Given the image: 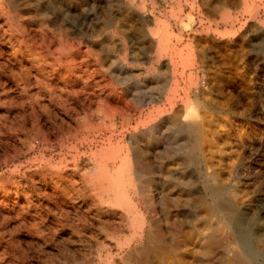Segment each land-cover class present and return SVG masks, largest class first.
Returning <instances> with one entry per match:
<instances>
[{
    "label": "rangeland",
    "instance_id": "1",
    "mask_svg": "<svg viewBox=\"0 0 264 264\" xmlns=\"http://www.w3.org/2000/svg\"><path fill=\"white\" fill-rule=\"evenodd\" d=\"M236 224L264 264V0H0V264H240Z\"/></svg>",
    "mask_w": 264,
    "mask_h": 264
},
{
    "label": "bare ground",
    "instance_id": "2",
    "mask_svg": "<svg viewBox=\"0 0 264 264\" xmlns=\"http://www.w3.org/2000/svg\"><path fill=\"white\" fill-rule=\"evenodd\" d=\"M215 40V39H214ZM160 76V75H159ZM166 77V76H165ZM141 81V80H140ZM166 81V80H165ZM147 87V86H146ZM165 87V86H164ZM163 87V88H164ZM205 90V89H204ZM162 91V90H161ZM164 91V90H163ZM151 93V92H150ZM202 93V92H201ZM161 94V93H160ZM199 94H200V91H199ZM156 95V94H155ZM201 95V94H200ZM152 97V96H151ZM157 97V96H156ZM149 98V97H148ZM147 98V99H148ZM153 98V97H152ZM155 98V97H154ZM160 98V97H159ZM151 100V99H150ZM154 100V99H153ZM149 102H151V101H149ZM148 102V103H149ZM178 116V115H177ZM176 122V121H175ZM182 125V124H181ZM190 125H192V124H190ZM189 125V126H190ZM197 125V124H196ZM178 126H180V125H178ZM196 127H198V126H196ZM172 128V127H171ZM149 130L147 131V132H144V136L146 137V139H148V140H150V139H152L153 138V136H154V134L156 133V132H158V127L157 126H153V127H151V128H148ZM195 129V128H194ZM197 129V128H196ZM173 130H175V129H173ZM172 130V131H173ZM188 130L190 131V128H188ZM202 130V129H201ZM169 131H171V130H169ZM198 131V130H197ZM166 133V132H165ZM174 133V132H173ZM180 133V132H179ZM195 133V132H194ZM189 134V133H188ZM192 135V134H191ZM164 136V135H163ZM172 136V135H171ZM181 136V135H180ZM189 136H190V134H189ZM195 136V135H194ZM193 136V137H194ZM195 138V137H194ZM199 138V137H198ZM201 138H203V137H201ZM189 139H190V137H189ZM192 140V139H191ZM185 141V140H184ZM203 141V140H202ZM134 143H135V145H137L138 143H137V141L136 140H134L133 141ZM188 142V141H187ZM175 143V142H174ZM185 143V142H184ZM193 143V142H192ZM186 144V143H185ZM184 144V145H185ZM176 145V144H175ZM180 145V144H179ZM192 145V144H191ZM187 146V145H186ZM179 147V146H178ZM185 147V146H184ZM183 147V148H184ZM200 147V146H199ZM182 148V149H183ZM201 149V148H200ZM185 150V149H184ZM183 150V151H184ZM174 152V151H173ZM190 152V151H189ZM175 153V152H174ZM180 154V153H179ZM184 154V153H183ZM138 167V166H137ZM136 169H138V168H136ZM140 169V168H139ZM142 171V170H141ZM140 172V171H139ZM216 172V171H215ZM148 176V175H147ZM207 176V181L208 182H213V181H215L216 179H217V176L218 175H216L215 173H210V174H207L206 175ZM143 177V176H142ZM176 178V177H175ZM184 179H186V178H184ZM163 181V180H162ZM174 181H176V180H174ZM221 181H222V179H221ZM176 184V183H175ZM178 184V183H177ZM187 185V184H186ZM216 185V184H215ZM212 187V186H211ZM175 188V187H174ZM229 188V187H228ZM136 189V188H135ZM182 189V188H181ZM187 189V188H186ZM230 190H231V188H230ZM136 191V190H135ZM182 191V190H181ZM222 191V190H221ZM226 191V190H225ZM207 192V191H206ZM210 192V191H209ZM130 193V192H129ZM132 193H133V191H132ZM240 193V192H239ZM127 194V193H126ZM137 195V194H136ZM139 195V194H138ZM172 195V194H171ZM235 195H237V194H235ZM131 196H133V195H131ZM177 196V195H176ZM179 196V195H178ZM138 197V196H137ZM139 198V197H138ZM184 198V197H183ZM185 198H187L186 196H185ZM225 198V197H224ZM246 198V197H245ZM132 199V198H131ZM187 199H189V198H187ZM192 199V198H191ZM190 199V200H191ZM229 199H230V197H229ZM183 200V199H182ZM239 200V199H238ZM247 200V199H246ZM245 200V201H246ZM236 201H237V198H236ZM240 202V201H239ZM249 202V201H248ZM253 202V201H252ZM180 204V203H179ZM201 204V203H200ZM144 205V204H143ZM175 205V204H174ZM236 205V204H235ZM241 205V204H240ZM239 205V206H240ZM243 205H245V204H243ZM119 206V205H118ZM138 206V205H137ZM142 206V205H141ZM160 206V205H159ZM185 206V205H184ZM174 207V206H173ZM201 207V206H200ZM218 207V206H217ZM94 208V207H93ZM112 208V207H111ZM178 208V207H177ZM185 208V207H184ZM203 208V207H202ZM245 208V207H244ZM251 208V207H250ZM262 208V207H261ZM115 209V208H114ZM247 209V208H246ZM246 209H244V210H246ZM249 209V208H248ZM129 210H131V209H129ZM133 210V209H132ZM131 210V211H132ZM143 210V209H142ZM250 210V209H249ZM263 210V209H262ZM97 211V210H96ZM126 211V210H125ZM107 212V211H106ZM115 212V211H114ZM144 212H146V211H144ZM143 212V213H144ZM208 212V211H207ZM249 212H251V211H249ZM142 213V212H141ZM142 213V214H143ZM221 213V212H220ZM98 214V213H97ZM132 214H133V212H132ZM131 214V215H132ZM206 214V213H205ZM232 214V213H231ZM239 214H240V212H239ZM198 215V214H197ZM248 215H249V213H248ZM182 216V215H181ZM196 216V215H195ZM204 216V215H203ZM212 216V215H211ZM210 216V217H211ZM223 216V215H222ZM244 216V215H243ZM129 217V216H128ZM144 217H146V216H144ZM175 217V216H174ZM179 218H180V216H178ZM244 217H246V216H244ZM149 218V217H148ZM182 218V217H181ZM209 218V217H208ZM214 218V217H213ZM247 218V217H246ZM126 219H127V217H126ZM194 219V218H193ZM212 219V218H211ZM220 219V218H219ZM132 220V219H131ZM177 220V219H176ZM180 220V219H179ZM201 220V219H200ZM225 220H228V219H226L225 218ZM232 220H234L235 221V219H234V217L232 218ZM106 221V220H105ZM127 221V220H126ZM136 221V220H135ZM151 221V220H150ZM168 221H170V220H168ZM130 222V221H129ZM145 222H147V220L145 221ZM193 222H194V220H193ZM222 222V221H221ZM227 222V221H226ZM133 223V222H132ZM130 224V223H129ZM226 224V223H225ZM142 225V224H141ZM153 225V224H152ZM172 225H173V223H172ZM209 225V224H208ZM234 225V224H233ZM143 226V225H142ZM229 226V225H228ZM129 227V226H128ZM196 227V226H195ZM194 227V228H195ZM206 227H208V226H206ZM218 227V226H217ZM230 227H231V224H230ZM233 227V226H232ZM103 228V227H102ZM150 228V230H151V227H149ZM212 228V227H211ZM234 229V237H235V244H236V246H237V250H229V253H233V256H234V258L237 260V261H239V263L240 264H251L250 263V257L252 256V254L254 253V251H253V249H252V243H251V239H250V236H249V233H248V230L247 229H245V228H243V227H241L240 225H238V224H236L234 227H233ZM91 229V228H90ZM138 229V228H137ZM137 229H135V230H137ZM148 229V228H147ZM185 229V228H184ZM188 229H190V228H188ZM200 229H202V228H200ZM210 229V228H209ZM209 229L207 230V232L209 231ZM213 229V228H212ZM215 229V228H214ZM213 229V230H214ZM103 230V229H102ZM124 230H125V228H124ZM141 230V229H140ZM168 230V229H167ZM174 230V229H173ZM192 230V229H191ZM193 230H195V229H193ZM197 230V229H196ZM203 230H205V229H203ZM216 230H218V229H216ZM220 230V229H219ZM218 230V231H219ZM223 230V229H222ZM225 230V229H224ZM103 231H105V230H103ZM102 231V232H103ZM107 231V230H106ZM123 231V230H122ZM147 231V230H146ZM227 231V230H226ZM231 231H232V229H231ZM116 232V231H115ZM128 232V231H127ZM130 232V231H129ZM139 232V231H138ZM142 232V231H141ZM141 232H139V233H141ZM162 232V231H161ZM198 232H200V231H198ZM96 233H98V232H96ZM105 233V232H104ZM103 233V234H104ZM109 233V232H108ZM119 233H120V231H119ZM147 233V232H146ZM197 233V232H196ZM202 233V232H201ZM102 234V235H103ZM122 234V233H121ZM125 234H126V232H125ZM136 234V233H135ZM171 234H172V232H171ZM175 234V233H174ZM200 234V233H199ZM206 233H202V235H200V237H199V242H200V244L202 245L204 242H205V240H206V235H205ZM228 234V233H227ZM233 234V233H232ZM96 235V234H95ZM107 235H109V234H107ZM119 235V234H118ZM139 235V234H138ZM152 235V234H151ZM151 235H150V237H151ZM167 235V234H166ZM210 235V234H209ZM101 236V235H100ZM114 236V235H113ZM112 236V237H113ZM145 236V235H144ZM168 236V235H167ZM211 236V235H210ZM222 237L221 238H223V236H225V235H221ZM110 237H111V235H110ZM115 237V236H114ZM123 237V236H122ZM129 237V236H128ZM132 237V236H131ZM131 237H129V238H131ZM138 237V236H137ZM136 237V238H137ZM179 237H181V235L179 236ZM232 237H233V235H232ZM116 238V237H115ZM121 238V237H120ZM125 238H126V236H125ZM124 238V239H125ZM141 238H142V236H141ZM159 238V237H158ZM176 238H177V236H176ZM211 238V237H210ZM103 239V238H102ZM132 239V238H131ZM170 239V238H169ZM173 239V238H172ZM108 240H109V238H108ZM127 240H128V238H127ZM127 240H126V242H127ZM135 240H137V239H135ZM134 240V241H135ZM139 240V239H138ZM112 241V240H111ZM124 241V240H123ZM129 241V240H128ZM134 241L132 242V243H134ZM141 241V240H140ZM148 241V240H147ZM115 242H117L116 240H115ZM120 242V241H119ZM119 242H117V244H120ZM135 242H137V241H135ZM144 242V241H143ZM160 242V241H159ZM171 242V241H170ZM169 242V243H170ZM214 242V241H213ZM101 243V242H100ZM106 243V242H105ZM110 243V242H109ZM147 243V242H146ZM157 243V242H156ZM229 243V242H228ZM108 244V243H107ZM116 244V245H117ZM139 244V243H138ZM165 244V243H164ZM215 244V243H214ZM101 245H103V244H101ZM132 245V244H131ZM171 245H172V243H171ZM218 245V244H217ZM226 249H227V247H228V245L227 244H225V242H224V244H222ZM233 245V244H232ZM232 245H231V247H232ZM123 246H126V244L125 245H123ZM150 246V245H149ZM169 246V245H168ZM173 246V245H172ZM134 247V246H133ZM192 247V246H191ZM99 248V247H98ZM102 248H104V247H102ZM129 248H131V247H129ZM141 248H143V247H141ZM151 248H152V245H151ZM212 248V247H211ZM211 248H209V249H211ZM229 248V247H228ZM109 249V248H108ZM173 249V248H172ZM185 249V248H184ZM208 249V250H209ZM115 251H116V249H114ZM118 250V249H117ZM135 250V249H134ZM139 250H141V249H139ZM175 250V249H174ZM212 250H214V249H212ZM228 250V249H227ZM110 251V250H109ZM126 251H129V250H126ZM131 251V250H130ZM149 251V250H148ZM186 251V250H185ZM210 251V250H209ZM218 251V250H217ZM217 251H215V252H217ZM219 251H220V249H219ZM114 252V251H113ZM119 252H121L120 250H119ZM136 252V251H135ZM139 252V251H138ZM141 252H143L142 250H141ZM192 252V251H191ZM114 253H116V252H114ZM195 253V252H194ZM218 253V252H217ZM222 253V252H221ZM124 254V253H123ZM138 254V253H137ZM145 254V253H144ZM143 254V255H144ZM148 254V253H147ZM210 254V253H209ZM228 254V253H227ZM93 255V254H92ZM108 255V254H107ZM117 255V254H116ZM134 255V254H133ZM213 255V254H212ZM95 256V255H94ZM104 256V255H103ZM108 256H110V255H108ZM123 256V255H122ZM162 256V255H161ZM208 256V255H207ZM210 256V255H209ZM129 257V256H128ZM168 257V256H167ZM175 257H176V255H175ZM205 257V256H204ZM203 257V258H204ZM211 257V256H210ZM96 258V257H95ZM99 258V257H98ZM108 258V257H107ZM110 258H112V257H110ZM127 258V257H126ZM214 258V257H213ZM227 258V257H226ZM255 258V257H254ZM139 259V258H138ZM216 259V258H215ZM99 260V259H98ZM159 260V259H158ZM228 260V259H227ZM252 260H254L255 261V259H252ZM96 261V260H95ZM171 261V260H170ZM207 261V260H206ZM214 261H216V260H214ZM101 262V261H100ZM128 262V261H127ZM145 262V261H144ZM173 262V261H172ZM123 263V262H122ZM130 263V262H129ZM175 263V262H174ZM256 263V262H255ZM97 264V263H96ZM213 264V263H212Z\"/></svg>",
    "mask_w": 264,
    "mask_h": 264
},
{
    "label": "built area",
    "instance_id": "3",
    "mask_svg": "<svg viewBox=\"0 0 264 264\" xmlns=\"http://www.w3.org/2000/svg\"><path fill=\"white\" fill-rule=\"evenodd\" d=\"M202 82H204V81L202 80Z\"/></svg>",
    "mask_w": 264,
    "mask_h": 264
}]
</instances>
